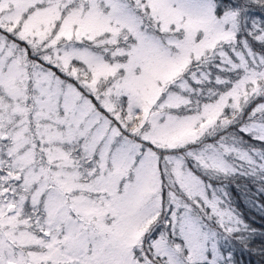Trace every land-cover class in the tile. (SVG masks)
Wrapping results in <instances>:
<instances>
[{
	"label": "snow or ice",
	"instance_id": "snow-or-ice-1",
	"mask_svg": "<svg viewBox=\"0 0 264 264\" xmlns=\"http://www.w3.org/2000/svg\"><path fill=\"white\" fill-rule=\"evenodd\" d=\"M0 264H264V0H0Z\"/></svg>",
	"mask_w": 264,
	"mask_h": 264
},
{
	"label": "trees",
	"instance_id": "trees-1",
	"mask_svg": "<svg viewBox=\"0 0 264 264\" xmlns=\"http://www.w3.org/2000/svg\"><path fill=\"white\" fill-rule=\"evenodd\" d=\"M241 207L243 208V204H241Z\"/></svg>",
	"mask_w": 264,
	"mask_h": 264
}]
</instances>
